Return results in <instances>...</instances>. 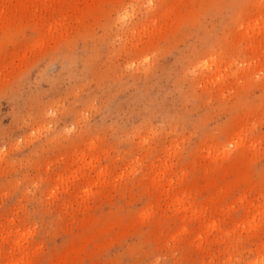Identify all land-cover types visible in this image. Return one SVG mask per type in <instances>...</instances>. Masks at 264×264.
<instances>
[{
  "label": "rangeland",
  "instance_id": "obj_1",
  "mask_svg": "<svg viewBox=\"0 0 264 264\" xmlns=\"http://www.w3.org/2000/svg\"><path fill=\"white\" fill-rule=\"evenodd\" d=\"M0 264H264V0H0Z\"/></svg>",
  "mask_w": 264,
  "mask_h": 264
}]
</instances>
